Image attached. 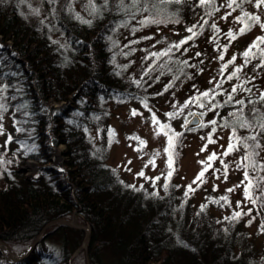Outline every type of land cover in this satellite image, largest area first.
I'll return each mask as SVG.
<instances>
[{"label": "trees", "instance_id": "16d2710c", "mask_svg": "<svg viewBox=\"0 0 264 264\" xmlns=\"http://www.w3.org/2000/svg\"><path fill=\"white\" fill-rule=\"evenodd\" d=\"M213 2L100 0L90 21L58 19L64 39L59 43L26 23L15 1L0 0V82L11 114L13 154L20 163L32 160L43 167L64 147V170L44 168L36 180L16 167L0 173V242L24 255L41 237L16 262L0 249V264H250L234 253L240 235L235 224L217 225L205 207L191 212L170 186L163 195L129 187L106 164V149L96 150L89 137L91 124L103 118L101 101L139 99L144 93L142 80L124 91L111 63L112 28L145 8L163 19L206 25ZM263 105L252 100L228 112L227 122L237 131L240 118ZM73 217L89 228L85 248L82 229L47 226Z\"/></svg>", "mask_w": 264, "mask_h": 264}, {"label": "rangeland", "instance_id": "374dc122", "mask_svg": "<svg viewBox=\"0 0 264 264\" xmlns=\"http://www.w3.org/2000/svg\"><path fill=\"white\" fill-rule=\"evenodd\" d=\"M8 1L17 3L19 15L26 23L38 26L59 43L64 39L58 32V19L81 23L90 21L94 12L89 0ZM123 1L127 3L130 0ZM214 1L216 9L206 25L198 19L175 22L143 10L112 28L107 38L112 52L111 63L125 82L127 88L124 91L127 93L129 85L135 88L142 80L144 93L139 99L101 101L98 106L104 119L91 124L89 137L96 150L106 149L105 162L122 181L136 188L155 191L158 195H163L164 187L170 186L176 200L186 202L194 213L199 207L206 206L208 216L217 225L233 223L232 227L240 229L234 253L250 260V264H264V131L257 130V126L264 122V105L261 110L246 112L248 116L240 118L251 127L240 126L236 131L227 122L228 112L242 109L264 93V67H258L264 43L253 49L256 56L247 66H244L242 56L257 37H264V31L259 24H253L250 31L231 41L227 33L239 31L242 25L236 23V18L243 12L259 16L264 23V7L256 8L255 0L232 8L228 7L229 0ZM99 3L100 0H92L95 9ZM190 28L192 32L188 31ZM233 57L235 61L229 63ZM238 67L242 70L232 76ZM238 101L244 103L239 104ZM0 105L4 106L0 110V173L16 167L18 171L24 170L20 172L26 179L36 180L41 175L39 166L32 160L20 163L9 144L13 127L1 82ZM133 110L138 115L133 116ZM166 113H174L175 116L169 118ZM153 115L161 125H169L173 132L180 134L174 149V171L170 177L168 154L165 152L167 136L163 130L160 135L156 134L158 126L153 125ZM193 115L200 117V124L184 130ZM109 130L114 135L110 136ZM252 135L256 136L255 141L245 139ZM209 136L214 143H209ZM230 138L236 147L225 155ZM257 142L259 148L254 147ZM63 149V146L58 147L52 156L48 164L52 169L64 170ZM249 153L251 159L245 160ZM212 154H215V159L209 161ZM153 160L154 163H150ZM205 167L207 171L203 180L193 183ZM140 172L144 175H138ZM189 185L193 191H188ZM245 188L249 190L248 197L245 196ZM222 197H226V201ZM237 212L240 216L233 219ZM69 222L83 226L76 217ZM0 249L9 262L23 258L21 254H14L16 260L13 261L8 250Z\"/></svg>", "mask_w": 264, "mask_h": 264}, {"label": "snow or ice", "instance_id": "6c2138e0", "mask_svg": "<svg viewBox=\"0 0 264 264\" xmlns=\"http://www.w3.org/2000/svg\"><path fill=\"white\" fill-rule=\"evenodd\" d=\"M138 2H139V0H133L134 5ZM212 2H213V0H200L201 5H203L205 3L211 4ZM244 2H251V0H240L239 3L237 2V0H229L228 7L232 8L233 5H235L236 7H241L242 3H244ZM89 6L92 7L93 11H96L94 5L92 4V0H89ZM254 6L256 8L264 7V0H255ZM145 10H147V9L145 8ZM229 15H231V13H229ZM77 18L79 19V17H77ZM224 18L226 19L227 17H224ZM85 22H87V21H85ZM145 22H147V21H142L141 23H145ZM236 23L241 24L242 26L240 27L239 31L236 33H233L232 31H229L227 33L230 41L236 40V39H238L239 36L246 34L248 31L251 30L253 24H259L261 30L264 31V23H261L260 17L257 15L249 14L247 12H243L242 15L238 16L236 18ZM193 27H195V26H193ZM213 27L215 28V25H213ZM188 31L192 32L193 29L190 28V29H188ZM193 35H195V33H193ZM189 39H191V37H189ZM186 42L187 41H181V43H186ZM262 43H264V37H257L256 40H254L252 42V44H250L249 47L242 53V56H243L244 61H245L244 66H247V64L250 62V60L255 58L256 53L253 52V49L259 48V45ZM176 47H179V45H177ZM197 55H199V53H197ZM260 57H261V63L258 65V67H264V50H260ZM220 58L223 59V56H221ZM235 59L236 58L233 57L232 61H229V63H233L235 61ZM225 67H226V65H225ZM241 70L242 69L240 67L236 68V70L232 73V76H236V74L238 72H240ZM235 91H236V89L233 88V92H235ZM203 95L207 96L208 93H203ZM231 99H232V97L230 96L229 100H231ZM260 100L264 101V93L261 94ZM237 103L243 104L244 102L238 101ZM249 103H252V101H249ZM144 106L147 107L146 104ZM3 107H4L3 105H0V110H2ZM253 111L255 112L257 110L253 109ZM132 115L136 116V115H138V113L135 110H133ZM165 115L168 116L169 118H174V116H175L174 113H166ZM231 115H235V114H231ZM152 122H153V125L158 126L157 132H156L157 135H160L161 130H163V134L167 136V147L165 148V152L168 154L167 166L170 169V171L168 173V175L170 177L172 174V171H174V167H173L174 155H175L174 149H175L176 142H177L180 134L173 132L169 125H161L160 122L155 118V115H153ZM212 123L215 124V121H212ZM240 126L241 127H251L252 125H250L246 121H243V122H241ZM260 131H264V122L260 123ZM109 132H110V136L114 135V133H112L111 130H109ZM233 135H235V133H233ZM133 138L137 139L141 145L144 144L143 141H139V138H136V137H133ZM245 139H251V140L255 141L256 136L252 135V136H249ZM240 142L243 143V141H240ZM209 143H214V141L211 139V136H209ZM244 146H245V148H248L247 144H245ZM235 147H236V145L231 142V138H230L228 150L225 152V155H227L228 152L234 150ZM254 147L259 148L260 147L259 143L257 142ZM202 151H203V149H202ZM158 154L159 153H156V155H158ZM208 159H209V161L215 159V154H212V156H210ZM244 159L250 160L251 159V153H249L247 156H245ZM150 163H154V160L150 161ZM201 163H204V162L202 161ZM205 171H207V167H205L200 173L197 174V177L193 181V183H197L198 181H202ZM138 175L143 176L144 174H143V172H140V173H138ZM245 179L246 180L248 179L247 172H245ZM129 187H134V186H129ZM188 191H193L191 185H189ZM228 191H232V189H229ZM186 195H187V192H186ZM245 196L246 197L249 196L248 188H245ZM221 199H224L226 201L227 198L222 197ZM204 207H206V206H202V210ZM239 216H240V213L237 212V213H234V216L232 218L235 219V218H238ZM262 227H264V226H262Z\"/></svg>", "mask_w": 264, "mask_h": 264}, {"label": "water", "instance_id": "95a60500", "mask_svg": "<svg viewBox=\"0 0 264 264\" xmlns=\"http://www.w3.org/2000/svg\"><path fill=\"white\" fill-rule=\"evenodd\" d=\"M200 121H201V119H200V117H199L198 115H193V116L189 119V121L185 124V126L183 127V129H184V130H187V129H190V128H192V127H197V126L200 124ZM47 167H50V166L47 165V166L39 167V169H40V170H43L44 168H47ZM19 171H24V170L21 169V170H19ZM52 224H64V225H67V226H69V227H74V228L82 229V230L85 231L86 234H87V237H86L85 240H84V244H83V246H84V247L87 246L89 230L85 229L83 226L75 225L73 222H67V221H65V220H55V221L49 223L47 226L52 225ZM40 238H41V237L38 236V238L34 241V243H32L30 249H29L28 251L25 252L24 256H26V255L30 252V250H31V249L33 248V246L39 241ZM0 247H3V248H5L6 250H8V253H9V256L11 257V259H12L13 261L16 260V259H14V256H15L14 253H13L8 247L3 246L1 242H0ZM24 256H23V257H24Z\"/></svg>", "mask_w": 264, "mask_h": 264}]
</instances>
